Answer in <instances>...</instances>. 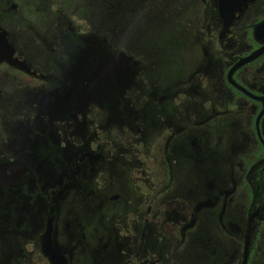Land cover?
<instances>
[{
    "label": "flooded vegetation",
    "instance_id": "af4514ba",
    "mask_svg": "<svg viewBox=\"0 0 264 264\" xmlns=\"http://www.w3.org/2000/svg\"><path fill=\"white\" fill-rule=\"evenodd\" d=\"M154 3L0 0V264H264V0Z\"/></svg>",
    "mask_w": 264,
    "mask_h": 264
},
{
    "label": "rangeland",
    "instance_id": "374dc122",
    "mask_svg": "<svg viewBox=\"0 0 264 264\" xmlns=\"http://www.w3.org/2000/svg\"><path fill=\"white\" fill-rule=\"evenodd\" d=\"M161 1L163 2V0H158L157 4L154 3L155 8H152L150 14L148 15L151 17H150V19L148 17H146L147 20L145 23V25L147 27L148 21H149V26H148L149 33H148V31L146 32V35L148 36V40H150L154 44L152 46H155L159 50L161 48L162 38H165V35H166V33H165V21L163 20V12H162V10H165V9H162ZM73 4H72V6H73ZM106 4H108V3H106ZM123 5L124 4L121 3L120 8L123 7ZM105 6L107 7V5H105ZM120 10H124V9L121 8ZM83 13H84L83 18H78V20L79 21L80 20H83V21L87 20V22L89 24H90V21L94 20V22H93L94 28H90V29H93L95 31L94 33L97 34V28H95V26L97 24L96 16H93V12L90 9H88V12L84 11ZM126 15L128 16L129 13H127ZM136 17H138V15ZM130 18H133V19H130ZM134 19H135L134 17H129L128 21H126L127 25L128 24L130 25L126 29L127 34H129L130 36H132L131 34H134L135 32L139 31L138 28H136V23H134V21H135ZM137 19H140V18L138 17ZM122 24H125V23L123 22ZM122 31H124V30L122 29ZM142 35H144V33ZM155 43H157V44H155ZM152 78L155 79L154 74H153ZM154 84H156V82H154ZM46 167L47 166H45V168ZM79 180H81V179H79ZM83 187H84L83 181H79V183H76L70 190H73L74 192H76V194H74V195H77V194L81 195L82 192H83V194L86 195L87 186H85L84 188ZM65 195H67V194H65ZM90 196H91L90 203L96 202L98 200V197H96V195L90 194ZM62 207H66L65 211L72 210L74 212H80V211L83 212V211H86L85 208H87L88 206L84 203V200L80 199V197H79V201L77 203L74 202L72 205V201H71V204L64 203L62 205Z\"/></svg>",
    "mask_w": 264,
    "mask_h": 264
},
{
    "label": "water",
    "instance_id": "95a60500",
    "mask_svg": "<svg viewBox=\"0 0 264 264\" xmlns=\"http://www.w3.org/2000/svg\"><path fill=\"white\" fill-rule=\"evenodd\" d=\"M54 243L52 225L47 224L46 230L41 236L42 249L49 256L53 264H61L66 260V258L64 259L63 257L55 256V254H58L59 249L57 248L55 252V248L53 246Z\"/></svg>",
    "mask_w": 264,
    "mask_h": 264
}]
</instances>
